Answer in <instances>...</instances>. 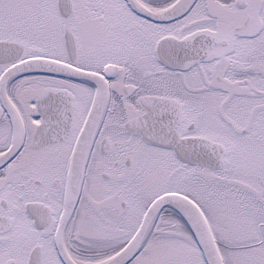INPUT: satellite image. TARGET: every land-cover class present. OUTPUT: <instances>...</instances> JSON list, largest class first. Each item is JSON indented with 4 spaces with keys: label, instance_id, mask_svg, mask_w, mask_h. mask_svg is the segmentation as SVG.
<instances>
[{
    "label": "snow or ice",
    "instance_id": "obj_1",
    "mask_svg": "<svg viewBox=\"0 0 264 264\" xmlns=\"http://www.w3.org/2000/svg\"><path fill=\"white\" fill-rule=\"evenodd\" d=\"M0 264H264V0H0Z\"/></svg>",
    "mask_w": 264,
    "mask_h": 264
}]
</instances>
